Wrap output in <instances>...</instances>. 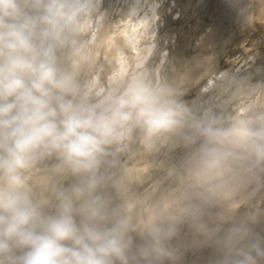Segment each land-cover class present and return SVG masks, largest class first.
<instances>
[{
  "label": "clouds",
  "instance_id": "obj_1",
  "mask_svg": "<svg viewBox=\"0 0 264 264\" xmlns=\"http://www.w3.org/2000/svg\"><path fill=\"white\" fill-rule=\"evenodd\" d=\"M101 0H0V264H179L188 217L133 222L105 165L134 136L147 149L185 141L184 175L212 191L224 159L264 160V128L206 125L186 100L136 72L88 87L80 43ZM100 19L99 16L96 17ZM226 264H264V244L241 233Z\"/></svg>",
  "mask_w": 264,
  "mask_h": 264
},
{
  "label": "rangeland",
  "instance_id": "obj_2",
  "mask_svg": "<svg viewBox=\"0 0 264 264\" xmlns=\"http://www.w3.org/2000/svg\"><path fill=\"white\" fill-rule=\"evenodd\" d=\"M149 2H155L156 30L138 43L153 45L144 58L136 57L125 41V25L138 22L145 9L151 11ZM99 10L79 37L89 53L82 72L85 85L115 88L116 73L136 72L180 95L208 126L243 122L264 128V0H101ZM220 31L222 38L215 42ZM120 52L128 55L125 63ZM204 55L211 56L196 62ZM185 143L161 141L157 149H147L134 136L109 157L105 174L111 185L124 167L143 166L139 172L144 173L131 177L119 193H110L134 200L131 214L138 223L152 217V203L171 187L201 192L197 212L178 213L188 217L177 225L174 243L181 251L187 249L179 264H226V253L244 232L264 244V160L247 153L226 157L224 179L238 174L248 179L224 195L206 191L184 175L190 151Z\"/></svg>",
  "mask_w": 264,
  "mask_h": 264
},
{
  "label": "bare ground",
  "instance_id": "obj_3",
  "mask_svg": "<svg viewBox=\"0 0 264 264\" xmlns=\"http://www.w3.org/2000/svg\"><path fill=\"white\" fill-rule=\"evenodd\" d=\"M148 6L151 11H148L145 9L143 11L141 18L140 17L137 18L138 22H135V24L125 25V29L127 30L124 32L125 41L127 42L130 48L136 51V55H135L136 57L142 56V54H144L143 55V58H144L145 54H147V52L151 50L152 45H153L152 42L151 43L148 42L143 46L138 43L142 36H145L147 34L153 35L156 30V26H157L156 21H157L158 15L154 11L155 2L154 3L149 2ZM221 38H222V32H221V35L217 36V39L215 37V42L216 40L218 41ZM118 56L120 57L121 63H125L128 58V55H125L123 52H120ZM210 56L211 55H204L200 58H197L196 62H200L201 59H204V58H210ZM141 62H143V60L139 61V63ZM95 81L96 80H94L93 82ZM87 85L88 84H86V86ZM99 85L100 84H98V86ZM254 85L257 86V84H254ZM156 146L153 148H156ZM186 158L183 163H185ZM142 167L143 166L141 167L134 166L130 168L124 167L123 173L118 177V179H116L114 183H119L121 187L124 186V184H129L130 183L129 179L131 177H141L143 175L144 172L143 173L139 172L142 169ZM247 179H248L247 176H244L242 174L241 175L238 174L233 177L226 178L224 179V183L218 188H216L214 192L216 193V192L221 191L224 193V195L232 194L236 191L238 187H240L241 185H244ZM200 193L201 192H198V190L187 191L186 189L182 187H171L166 192L161 193L160 196L152 203V208L150 211L151 216L153 217L159 211H163L165 213L170 212L173 215H178V213L183 211V209H185V212H190V211L197 212L198 208L200 207L202 203V197H203ZM125 199L133 206L134 200H131L128 195L125 196Z\"/></svg>",
  "mask_w": 264,
  "mask_h": 264
}]
</instances>
